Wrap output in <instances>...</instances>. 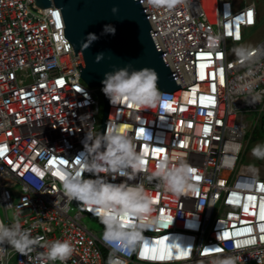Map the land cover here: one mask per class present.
Listing matches in <instances>:
<instances>
[{
	"label": "built area",
	"instance_id": "built-area-1",
	"mask_svg": "<svg viewBox=\"0 0 264 264\" xmlns=\"http://www.w3.org/2000/svg\"><path fill=\"white\" fill-rule=\"evenodd\" d=\"M33 1L0 0V221H18L37 243L27 254L5 244L0 264H106L100 213L66 202L60 178L81 170L83 140L100 124L101 91L77 75L60 8ZM138 1L181 88L161 90L147 109L109 99L104 131L118 126L134 139L144 164L137 179L157 216L126 264H211L233 251L242 264H264V174L236 171L245 135L264 132V35L245 47L246 59L232 53L258 25L257 4ZM249 81L251 93L241 91ZM162 159L187 162L192 192H164L148 179ZM54 239L72 243L68 259L42 256Z\"/></svg>",
	"mask_w": 264,
	"mask_h": 264
},
{
	"label": "clouds",
	"instance_id": "clouds-1",
	"mask_svg": "<svg viewBox=\"0 0 264 264\" xmlns=\"http://www.w3.org/2000/svg\"><path fill=\"white\" fill-rule=\"evenodd\" d=\"M176 2L177 0H172V3ZM112 11H116L115 6ZM103 30L114 32L115 28L106 24ZM94 39V33L87 35L89 43ZM235 52L238 57L246 59L248 56V50L244 46L238 47ZM102 55L103 53H98L96 60L99 61ZM157 78L152 67H116L104 73L102 91L113 104L123 100L143 109L152 108L164 95L157 88ZM253 83L249 81L240 90L251 93ZM257 98L250 96L249 102L254 103ZM83 145L81 170H66L60 177L63 196L66 197V202L75 199L88 205L93 212L100 213L99 219L104 225L101 239L109 248L106 264H126L125 257L136 251L137 246L145 239L144 231L157 222L152 196L143 180L137 179L144 169L142 154L137 151L134 139L121 132L118 126L106 127L103 133L90 135L87 132ZM251 152L256 158L264 159V145L253 146ZM85 171L92 175L85 177ZM108 173L114 175L110 176ZM117 176L126 179L113 182ZM191 177L190 166L186 161L178 160L173 165L167 159H162L148 179L155 180L161 191L182 195L194 190ZM128 217L132 220L127 221ZM36 243L31 233L18 221L11 224L0 221V255L3 254L5 244L21 254H27ZM44 249L42 256L51 261H64L73 253V245L67 239L48 241ZM252 257L258 259L256 255ZM242 261L241 252L237 251L210 258L211 264H242Z\"/></svg>",
	"mask_w": 264,
	"mask_h": 264
},
{
	"label": "water",
	"instance_id": "water-1",
	"mask_svg": "<svg viewBox=\"0 0 264 264\" xmlns=\"http://www.w3.org/2000/svg\"><path fill=\"white\" fill-rule=\"evenodd\" d=\"M39 7L53 4L60 8L65 27L64 38L72 45L78 76L88 86L99 87L103 112L96 133H103L109 98L102 91L103 75L116 67L130 65L134 68L152 67L157 73L158 89L171 92L176 84L153 35L138 0H34ZM115 6L116 11L112 9ZM112 25L114 32H104V25ZM94 33L91 43L87 35ZM103 53L99 61L96 55ZM181 88V87H180ZM87 171L83 173L85 174ZM71 203L81 210L77 200Z\"/></svg>",
	"mask_w": 264,
	"mask_h": 264
},
{
	"label": "rangeland",
	"instance_id": "rangeland-1",
	"mask_svg": "<svg viewBox=\"0 0 264 264\" xmlns=\"http://www.w3.org/2000/svg\"><path fill=\"white\" fill-rule=\"evenodd\" d=\"M255 2L257 4V8L259 10V17H260L258 25L255 27L254 31L251 32V35L247 36V38L243 40V42L238 47L249 46L250 44L254 43L253 41L260 38L261 34L264 35V0H255ZM259 30L261 34H257V31ZM238 47L232 49L233 54L236 53L235 49H237ZM101 108H102V100H101ZM263 136L264 134H259V135L253 134L254 138L250 139V133H247L245 135L243 142L248 141L249 143L243 147V149L241 150L238 156V162L236 165L237 172H240L241 170H243L245 172L256 171L261 174H264V159L256 158L255 156L252 155V152H251V149L253 148V146H255V143H256L255 141L259 137H263ZM1 183H4V181H1ZM0 216L2 217L3 220L5 219L4 212H3L1 205H0ZM8 216L12 218L9 212H8Z\"/></svg>",
	"mask_w": 264,
	"mask_h": 264
},
{
	"label": "crops",
	"instance_id": "crops-1",
	"mask_svg": "<svg viewBox=\"0 0 264 264\" xmlns=\"http://www.w3.org/2000/svg\"><path fill=\"white\" fill-rule=\"evenodd\" d=\"M257 34H261L260 33V30L259 31H257ZM251 34H249V36H250ZM260 37V36H259ZM256 41V40H255ZM254 42V41H253ZM256 134H264V132H259V133H256ZM254 138V137H253ZM256 143H255V145H257V144H261V145H264V136L263 137H259L256 141H255Z\"/></svg>",
	"mask_w": 264,
	"mask_h": 264
},
{
	"label": "snow or ice",
	"instance_id": "snow-or-ice-1",
	"mask_svg": "<svg viewBox=\"0 0 264 264\" xmlns=\"http://www.w3.org/2000/svg\"><path fill=\"white\" fill-rule=\"evenodd\" d=\"M249 16H251V13H249ZM141 131H143V130H141ZM157 151H162V149H157Z\"/></svg>",
	"mask_w": 264,
	"mask_h": 264
}]
</instances>
